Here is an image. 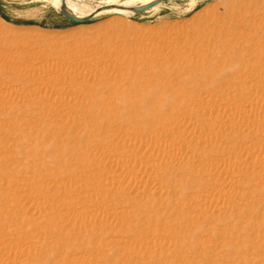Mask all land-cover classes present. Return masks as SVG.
Listing matches in <instances>:
<instances>
[{"label": "rangeland", "instance_id": "rangeland-1", "mask_svg": "<svg viewBox=\"0 0 264 264\" xmlns=\"http://www.w3.org/2000/svg\"><path fill=\"white\" fill-rule=\"evenodd\" d=\"M157 1L0 0V264H264V0Z\"/></svg>", "mask_w": 264, "mask_h": 264}, {"label": "bare ground", "instance_id": "bare-ground-1", "mask_svg": "<svg viewBox=\"0 0 264 264\" xmlns=\"http://www.w3.org/2000/svg\"><path fill=\"white\" fill-rule=\"evenodd\" d=\"M55 1L57 3H59L58 1H60V4H58V5H63L67 8H70L72 10H76L78 12H85V13L102 12L103 13V14L84 16L86 18V17H90V16L100 17L103 15H125V13L129 12L130 9L134 6V4L140 0H108L106 2L105 8H103L102 10H99L100 8L96 9L98 11H95V12H93L94 10L92 8H91L92 9V11H91V10H89L90 8H87L85 5L78 3L76 0H55ZM2 46H3V43L0 41V55L2 54V51H1ZM131 58L133 60L130 61L127 68H123L124 71L122 72V74H120L121 73L120 71H118L117 73L120 74L122 77L126 76L128 79H133L134 80L133 84L135 86L133 85L134 87L130 88V86L127 85V83H125V84L116 85V87H114V86L109 85L108 84L109 79L105 78V80L103 81L104 82L103 87H106L107 95L110 97H112V96L114 97L116 95L118 97L121 96L122 98H124V97L127 98V96H130V95H133L136 98L148 97L150 104L153 105L154 104L153 102H156L157 99L158 100L162 99L163 96L166 95V92H168L169 89L171 88L170 85H167V81L169 78L168 77L166 78V74L163 75L164 77L162 76L164 71L161 74L163 67H164L163 64H164L165 60L162 57L161 59L164 60V61L163 60L161 61V62H163L162 64L160 63V65H158V63H157L156 65L154 64L155 66L153 65L151 67L150 65H152V63H151L152 60L150 58L145 57L143 60L140 58H137V57L136 58L131 57ZM100 60L101 59H99V61ZM103 65H104V63H103ZM3 67H4L3 65H0V75H4L6 77L9 76L10 79H14V80L20 79L21 74H19L20 71L18 72V70L20 68H18V70L12 68V70L9 71V72H11V74L8 75L5 73L7 71V68H3ZM166 68L167 67L165 66V69ZM21 69H23V68H21ZM23 70H25V68ZM23 70H21V72ZM149 70H152V71L149 72ZM165 71H167V70H165ZM159 72L161 75L159 74ZM120 75H117V76L120 77ZM159 75L162 77L160 78ZM0 86H2V85H0Z\"/></svg>", "mask_w": 264, "mask_h": 264}, {"label": "water", "instance_id": "water-1", "mask_svg": "<svg viewBox=\"0 0 264 264\" xmlns=\"http://www.w3.org/2000/svg\"><path fill=\"white\" fill-rule=\"evenodd\" d=\"M164 0H159L157 1L156 3H154L153 5L155 4H158V2H162L163 3ZM153 5H149V6H146V7H142L140 9H138V13L140 12H144V11H148L150 10V6H153ZM66 19H68L69 21H71L72 23L74 24H84V23H89V22H93V21H96L99 17H95V16H90V17H86V18H83V19H76L74 17H71V16H67V15H63ZM104 16V15H103Z\"/></svg>", "mask_w": 264, "mask_h": 264}]
</instances>
